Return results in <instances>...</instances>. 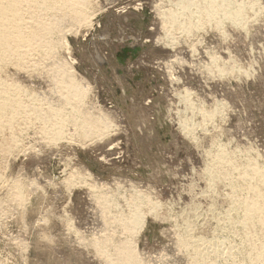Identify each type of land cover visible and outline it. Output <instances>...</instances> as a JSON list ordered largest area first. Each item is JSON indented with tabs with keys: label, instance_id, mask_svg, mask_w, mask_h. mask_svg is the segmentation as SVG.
<instances>
[{
	"label": "rangeland",
	"instance_id": "rangeland-1",
	"mask_svg": "<svg viewBox=\"0 0 264 264\" xmlns=\"http://www.w3.org/2000/svg\"><path fill=\"white\" fill-rule=\"evenodd\" d=\"M87 1L86 21L56 32L49 61L69 62L82 109L104 125L85 137L69 124L52 140L30 115L15 121L18 141L0 131V264H110L100 250L125 242L137 264H193L184 237L215 250V264H239L252 250L239 222L250 190L232 184L237 170L215 184L207 167L221 149L236 167H264V0H229L244 3L242 23L200 17L193 32L163 19L180 0ZM40 66L1 73L42 95L50 79Z\"/></svg>",
	"mask_w": 264,
	"mask_h": 264
},
{
	"label": "bare ground",
	"instance_id": "bare-ground-1",
	"mask_svg": "<svg viewBox=\"0 0 264 264\" xmlns=\"http://www.w3.org/2000/svg\"><path fill=\"white\" fill-rule=\"evenodd\" d=\"M86 3L88 4L87 0L86 1L85 0H0V131H3V130H5V131L9 130L10 131L11 130L13 133L11 132L10 138L14 139V137H15V140H17L16 138L18 137V134H17V136L14 135V133L15 134L17 133L14 128L17 127V129H18V127H20L19 129H21V126L18 125L20 123H17L16 126L14 125L16 123L15 122L16 119L17 118L23 119L22 117H24V118L27 116L29 117L30 115L32 116V118L36 117V119L39 120L38 122H40V124L44 125V129H42L43 126H41V125L40 126L44 132L46 131L45 133L50 134V132H51L52 135H49V136H53L52 140L54 137H55V139L56 138L59 139V136L63 135L64 132L67 131L68 128L67 129H65V128L69 124H71L72 127L76 129V132H79L80 134L84 135L85 137L90 135V133L94 132L98 126H99L98 128H100V126L103 127L102 125H104V123H103L104 119L102 117H104V116L101 117L97 114L98 118H96V117H93L94 115L92 116V114L88 113L89 111L86 112L85 110L82 109V107H83L82 103H84V102H82L83 94H86V92L84 93L83 86L80 83V81L78 83V79L74 75L76 73H73L74 71H72V67H71V71H70V67L68 65H65L66 63L69 64V62H64V61L59 62V60L49 61V58L52 57L55 53L56 44L58 42L60 43V41H56L59 38V37H57L56 32L62 31V33H63L62 28L66 24H76V23L85 22L86 16H88L86 11H85V9H87V8H85ZM173 6L175 7V5H173ZM243 7H244V3H238L237 5H235L229 0H180L177 3V7H175L176 10H172V9L168 8L170 10H165L162 13L164 18L163 17L162 18L165 19L166 22L169 23L170 25H173V26L178 25L180 28L182 27L186 32H193L195 27L198 26V22L195 19H198V21H200V17H204L203 19H208L211 21L215 20V22L217 21L218 25L221 24L222 19L223 20L227 19L230 21H236L238 24H240L243 22V21H241V15L243 12ZM220 17H222V18L220 19ZM87 21H88V19H87ZM163 22L165 23V21H163ZM89 25H90V23H89ZM164 29H165V27H164ZM59 33L60 32H58V34ZM59 36H61V35H59ZM32 57H34V58H32ZM31 59L36 60L35 61L36 63ZM40 60H41V63L43 61L41 66L39 65ZM29 61H33L34 63H32V65H29L30 64ZM38 61H39V63H38ZM8 63L10 65L12 63V65L13 66L15 65L16 68L18 66L17 69H19V67H20V69L26 68V72L28 71V69H30L31 66L42 67L44 64V66L46 67L47 72L49 74V76L48 75H46V76L49 77V78H47L48 80L50 79V84L48 85V86H50V88H48V91L46 90L47 91L46 93L45 92L41 93L42 95H40L39 93H29L28 94V92L26 93V91L23 90V88L21 87V85H20L21 83L19 84V82H13V81L7 82L8 80L4 79L2 77L1 72H2V69L6 68ZM33 64H35L36 66ZM44 66H43V69H44ZM20 71H22V70H20ZM32 71H34V70H32ZM44 71H46V70L44 69ZM22 73H23V71H22ZM42 74H43V71H42ZM44 74H45V72H44ZM77 76H78V74H77ZM80 79H81V76H80ZM43 104H45L46 107L42 108ZM210 114H214V112L208 113L209 116H210ZM25 119H26L25 121L28 120L27 118H25ZM19 121L20 120H18V122ZM21 123H22V121H21ZM27 123H29V122H27ZM71 125H69V126H71ZM107 126H109V125H107ZM24 127H26V126H24ZM64 130H66V131H64ZM47 131H49V132H47ZM104 131H107V130H104ZM1 133H4V132H1ZM47 134H45L46 137H47ZM89 137H91V136H89ZM5 139H7V136L5 137ZM10 140L9 141L6 140L5 141L6 145L4 144L5 146H7L9 148H10V146H8V144L11 145L13 143L12 145H14V142H15V140H13V141L11 140L12 142ZM16 143H18V142H16ZM5 146H4V148H6ZM9 148H6V149H8V151L6 149L3 150L4 153L9 152V150H10ZM15 149H16V147H15ZM218 149H219V147H218ZM221 150L218 153L215 152L217 154L213 159H211L212 162H211V160H209V163L210 162L211 163L207 167L208 171L205 169L207 171V173L210 172L211 179L213 180V182L215 184H216L215 181L220 182L221 179H224L223 177L227 176L228 173L231 172V171L228 172L229 169L230 170L235 169V171L236 170L238 171L237 172V175H238L237 178H239L238 180L241 182V184L240 183L238 184V182H237L238 180H236V181L233 180L232 184L234 186L235 185H241V187L245 186V187H248V189L250 190L249 194H247L248 198H246V196L244 198L246 200L243 201L244 202L243 206H242L243 211H242V209H239L242 212L241 213L242 214V216H241L242 222L240 219H239L240 220L239 222L243 223V225H244V230L242 232L244 234V231H245L246 238L249 236V238H247L248 241H251L249 239H251L253 236V238H252L253 240L250 244L252 247V250L249 251V254L247 253L248 258H245L239 264H245V261H247V260H248L247 261L248 264H264V241H262L260 243L256 242L258 240L257 239L258 236L256 234V230H258L257 228L259 227V230L260 229L262 231L264 230V167L261 168L260 166H258V164H256V160H255V162L254 161L250 162V160L246 163L243 162V164L236 167L237 165L234 163L235 161L233 162V160L228 158V156L225 154V152H223L224 150L223 149H221ZM7 155H9V153ZM229 157H230V155H229ZM244 160L246 161V159H244ZM230 174L232 175V172ZM234 176L235 175H233V177ZM231 181H232V179H231ZM10 186H12V185H10ZM15 186H16V188L18 187V185H15ZM234 186H232V188ZM245 187H243V188H245ZM20 188L21 187H19V189ZM248 189H246L247 192H248ZM16 192L19 193L20 191H16ZM14 194H15V192H14ZM20 195L21 194H17L16 196H18V198H20V197L22 198L23 194L21 196ZM95 198H97V197H95ZM98 199H100V198H98ZM15 200H17V199H15ZM104 200L105 199H103V201ZM17 202H18V200H17ZM132 203H133V201H132ZM128 204H129V201H128ZM154 204H152V205H154ZM140 205H142V204H140ZM143 205H145V204H143ZM235 205L239 206V203L236 202ZM235 205H234V207L237 208L238 206H235ZM240 206H241V204H240ZM109 207H111V206H109ZM114 207H116V206H114ZM128 207H130V206H128ZM131 207L133 208V206H131ZM138 207H137V209H138ZM146 207H147V205H146ZM231 208H233V207L230 206V209ZM235 208H233V209H235ZM107 210H108V208H107ZM129 210L130 209H128V212H129ZM140 210H141V206H140ZM148 210H149V207H148ZM132 211L133 210L131 209V214H132ZM150 211H151V213L155 212L154 209H151ZM123 212L125 213V211H123ZM227 212H229V210ZM116 213H117V211H116ZM109 215H110V213H109ZM141 215L142 214H140V211L135 210L133 212V214L130 216V221L135 222L136 226L139 224L138 226L140 227L141 221H142V216H143V215L142 216ZM229 215H231V214H229ZM222 219L223 218H221V220ZM228 220H229V218H228ZM237 220H238V218H237ZM239 222H238V224H240ZM224 223H225V221H224ZM256 226H258V227L256 228ZM240 227L242 228V224ZM262 231H260V234ZM239 232H241V231H239ZM257 233H259V232H257ZM261 235H263V234H261ZM181 238H183V237H181ZM185 239L186 238L184 237V239H180L179 240L180 242L178 241L177 243L178 244L180 243L181 245L184 244V246L186 247V250H188V251L192 250L190 247H192L195 250L194 255H196V256L194 258V255H193V264H215V261L212 259V257L214 255L217 256V254H218L215 250L212 252L213 256L211 253L212 257H210V255L207 252L208 249H207L206 245H205L206 251H205V248H203L204 247L203 244H202L203 246L201 245V247L203 249H201V247H199V238L198 239H192V240L188 239V240L194 242L192 244H189L190 243L189 241H188L189 243H186ZM247 239H246V241H247ZM106 241H109V239H106ZM200 241H201V239H200ZM211 241L213 242V240H211ZM212 242H208V243H212ZM122 243H123V241H122ZM213 243H212V247L209 245L211 248L216 246V244H215V246H213ZM94 245L96 246V250H98L97 249L98 247L99 248L103 247L102 244L98 243V242H96ZM241 245H243V244H241ZM115 248L116 249L112 253L107 252L105 250H103V251L100 250L102 255L107 259L106 261H108L110 264H137V262L139 261V258L141 259L140 255L138 256L135 248L131 244H129V242H125L121 245L119 244ZM248 248H250V246ZM225 252H226V250H225ZM221 253H220V255H221ZM229 254H230V252H229ZM97 255H99V254L97 253ZM100 256H101V254H100ZM232 261H233V259H232Z\"/></svg>",
	"mask_w": 264,
	"mask_h": 264
}]
</instances>
